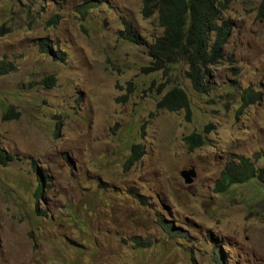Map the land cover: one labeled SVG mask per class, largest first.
<instances>
[{"label": "rangeland", "instance_id": "1", "mask_svg": "<svg viewBox=\"0 0 264 264\" xmlns=\"http://www.w3.org/2000/svg\"><path fill=\"white\" fill-rule=\"evenodd\" d=\"M142 4L0 0V60L15 67L0 75V149L12 156L0 163V264H264V187L213 188L234 155L264 167V0L223 11L231 30L205 93L184 63L143 70L146 46L119 33L130 26L147 42L162 33ZM174 85L189 117L156 107ZM246 88L260 96L240 110ZM192 132L205 142L189 151ZM132 144L144 154L125 168Z\"/></svg>", "mask_w": 264, "mask_h": 264}, {"label": "trees", "instance_id": "2", "mask_svg": "<svg viewBox=\"0 0 264 264\" xmlns=\"http://www.w3.org/2000/svg\"><path fill=\"white\" fill-rule=\"evenodd\" d=\"M231 0H143L141 13L143 17L156 15L158 24L163 28L162 33L152 42H147L138 33L132 31V27H124L119 31L120 36L135 44H144L147 54L150 57L149 66L143 70L158 71L167 70L171 66L184 63L187 66L185 74L192 87L201 93L209 90L210 68L223 57V49L231 30V22L222 17L223 11ZM93 4H89L92 7ZM87 6H83L86 11ZM7 29L0 26V36L5 34ZM44 52H50V45L41 39L39 43ZM56 58H63L61 52H51ZM14 64L9 61L0 60V75L9 73L14 69ZM54 75L45 77L44 82L48 86L53 85ZM252 96V99L250 98ZM260 93L246 88L242 95L240 110L250 100L258 99ZM189 97L180 86H172L157 101L156 107L170 111L184 109L187 117L190 114ZM11 110H7L9 112ZM5 115L6 116V113ZM17 112L15 115L17 116ZM187 143L188 150L201 146L204 143V136L198 132H192L183 137ZM144 150L139 144H132L130 153L126 158L125 166L128 167L137 162ZM258 158L257 154H254ZM10 154L6 155L0 149V163L6 164L11 160ZM32 168L36 169L35 164ZM38 171V170H37ZM42 177L44 175L42 174ZM255 180L260 187H264V167L257 166L255 160L244 155H234L227 161L214 184L215 192H225L232 185L246 183ZM42 180H38L35 189L36 197L43 193ZM171 236L182 237L178 232L171 233Z\"/></svg>", "mask_w": 264, "mask_h": 264}, {"label": "clouds", "instance_id": "3", "mask_svg": "<svg viewBox=\"0 0 264 264\" xmlns=\"http://www.w3.org/2000/svg\"><path fill=\"white\" fill-rule=\"evenodd\" d=\"M40 41V40H39ZM46 41V40H45ZM40 43V42H39ZM48 43V42H47ZM49 44V43H48ZM49 52V51H48ZM5 61V60H4ZM11 72V71H10ZM199 133V132H198ZM201 134V133H200ZM201 135H203V134H201ZM204 136V135H203ZM204 142H205V136H204ZM204 144V143H203ZM202 144V145H203ZM143 149V148H142ZM144 154V153H143ZM142 154V155H143ZM247 157V156H246ZM127 158V157H126ZM126 161V160H125ZM136 163V162H135ZM134 163V164H135ZM133 164V165H134ZM133 165H130V166H133ZM130 166H128V167H130ZM124 167L125 168H128V167H126L125 166V163H124ZM191 169V168H190ZM184 170V169H183ZM182 171V170H181ZM181 173V172H180ZM181 175V174H180ZM220 175V174H219ZM182 177V176H181ZM183 178V177H182ZM183 180H184V178H183ZM184 182H185V180H184ZM186 183V182H185ZM191 183V182H190ZM215 184V183H214ZM214 188V187H213ZM219 193H221V192H219ZM135 196H137L138 198H140L139 197V195L136 193L135 194ZM158 222H159V224L161 225V227H162V229L169 235V236H171V233H173V232H177V231H174V230H172L173 228L171 227V225H169V224H166V222H164V221H162V219H159L158 220ZM178 233H180V232H178ZM173 237H177V236H173ZM184 236H182L181 238H183ZM178 238H180V237H178ZM136 244L138 245V242H136Z\"/></svg>", "mask_w": 264, "mask_h": 264}, {"label": "water", "instance_id": "4", "mask_svg": "<svg viewBox=\"0 0 264 264\" xmlns=\"http://www.w3.org/2000/svg\"><path fill=\"white\" fill-rule=\"evenodd\" d=\"M180 174L184 178L186 183H190L192 181L193 176L195 175L193 169H184L181 171Z\"/></svg>", "mask_w": 264, "mask_h": 264}]
</instances>
